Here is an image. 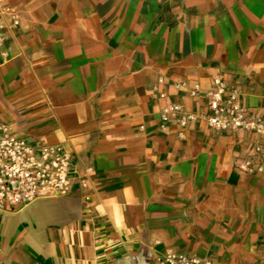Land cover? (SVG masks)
I'll return each instance as SVG.
<instances>
[{"label":"crops","instance_id":"obj_1","mask_svg":"<svg viewBox=\"0 0 264 264\" xmlns=\"http://www.w3.org/2000/svg\"><path fill=\"white\" fill-rule=\"evenodd\" d=\"M0 122L72 153L63 198L0 209V264H151L167 250L264 264V174L236 169L264 138L159 128L203 112L220 75L264 115V0H0ZM162 83H159V80ZM87 169H90L88 172Z\"/></svg>","mask_w":264,"mask_h":264},{"label":"built area","instance_id":"obj_2","mask_svg":"<svg viewBox=\"0 0 264 264\" xmlns=\"http://www.w3.org/2000/svg\"><path fill=\"white\" fill-rule=\"evenodd\" d=\"M18 27V17L9 10L0 9V47L6 40L5 33ZM159 83H162L161 79ZM174 88L186 91L191 99L204 97L205 110L190 112L180 103H167L159 111L161 131L173 125L177 138L183 139L189 126L202 123L214 133L243 132L264 138V115L242 106L239 90L229 88L220 75L211 77V87L204 93L200 85L189 86L185 81L175 82ZM250 151L252 159L239 160L236 169L251 176L264 174V144L256 142ZM72 159V153L61 145L29 142L18 136L10 125L0 122V209L13 212L40 199L66 197L73 181ZM151 264L213 262L167 250Z\"/></svg>","mask_w":264,"mask_h":264}]
</instances>
